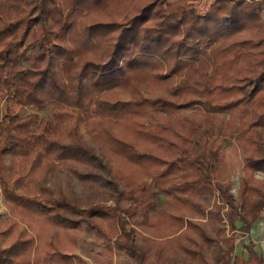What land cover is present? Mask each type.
I'll use <instances>...</instances> for the list:
<instances>
[{"label": "trees", "instance_id": "16d2710c", "mask_svg": "<svg viewBox=\"0 0 264 264\" xmlns=\"http://www.w3.org/2000/svg\"><path fill=\"white\" fill-rule=\"evenodd\" d=\"M120 1L0 0V264H264L235 253L264 211V0H214L179 41L153 25L178 0Z\"/></svg>", "mask_w": 264, "mask_h": 264}, {"label": "rangeland", "instance_id": "374dc122", "mask_svg": "<svg viewBox=\"0 0 264 264\" xmlns=\"http://www.w3.org/2000/svg\"><path fill=\"white\" fill-rule=\"evenodd\" d=\"M150 2V0H147ZM214 0H178L174 2L166 3L164 1H158V7L163 12V17L161 20H158L153 23L157 28H163L165 34L173 41L181 40L182 36L186 33L187 29L194 24L196 21L200 19V17L209 9L210 4ZM115 4V1L111 4V6ZM121 6L123 7L124 3L122 0L120 1ZM121 6L118 4L114 6L113 11H120ZM110 11L111 7L108 9ZM102 11L106 15V12ZM96 15V11L94 13ZM136 87V82H135ZM155 92V91H154ZM178 102L185 101L184 99L177 100ZM10 105V109L19 111L21 115H25L31 112H36L40 116L47 113L49 110L45 111H38L32 107L20 108L12 104L11 101H8ZM196 103L195 105H198ZM181 112H192V109L186 108L177 110L176 113ZM3 113V105L0 106V117ZM84 129V128H82ZM236 142L235 139H231L230 141L226 142L223 149V163H222V172L223 174L229 173L231 175V181L233 185V191L235 192V188L238 186V178L240 173V169L242 167L241 164V155L238 154L240 148L235 146ZM11 156H6V164L9 165L11 163L10 158ZM64 163L58 164L57 168L51 170L49 173V177L47 179V183L52 188H57L60 186L65 185V181L63 179L64 174ZM259 177H262L261 173H258ZM72 190L80 195L81 193V186L78 185L76 181L72 184ZM164 195H160L159 202L163 203ZM7 208L4 206V198L0 192V214L7 213ZM84 231L79 236V245L77 248V253L81 254L85 257H89L93 259L92 254L95 253L96 245L93 242V235L90 233L86 225H83ZM247 241L246 237L237 236L235 241V253L239 254L240 250L243 251V244ZM96 243V240H95ZM97 244V243H96ZM245 252V251H244ZM246 253V252H245ZM247 255V254H246Z\"/></svg>", "mask_w": 264, "mask_h": 264}, {"label": "crops", "instance_id": "0c3cea01", "mask_svg": "<svg viewBox=\"0 0 264 264\" xmlns=\"http://www.w3.org/2000/svg\"><path fill=\"white\" fill-rule=\"evenodd\" d=\"M248 242L249 237L253 240L255 244V249L258 250L264 257V211L261 213L260 217L255 220L250 228L249 235H245ZM242 251L240 250L239 254Z\"/></svg>", "mask_w": 264, "mask_h": 264}]
</instances>
